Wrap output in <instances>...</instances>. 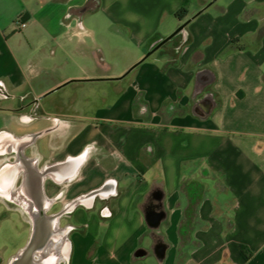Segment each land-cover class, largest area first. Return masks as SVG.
Returning a JSON list of instances; mask_svg holds the SVG:
<instances>
[{
	"label": "crops",
	"instance_id": "obj_1",
	"mask_svg": "<svg viewBox=\"0 0 264 264\" xmlns=\"http://www.w3.org/2000/svg\"><path fill=\"white\" fill-rule=\"evenodd\" d=\"M183 3L0 0V151L25 162L0 192L61 213L57 264H264V0H216L118 78Z\"/></svg>",
	"mask_w": 264,
	"mask_h": 264
},
{
	"label": "flooded vegetation",
	"instance_id": "obj_2",
	"mask_svg": "<svg viewBox=\"0 0 264 264\" xmlns=\"http://www.w3.org/2000/svg\"><path fill=\"white\" fill-rule=\"evenodd\" d=\"M19 148L20 147L16 146V148L12 151H0V159H5L4 162H7L8 159H10L11 161H15L17 167L19 165H23L25 162L21 158V152ZM27 165L28 168H30L31 164ZM21 180L22 175L21 173H19L17 176L14 177V184L19 185L21 183ZM9 184L10 183L7 179H2L0 181V189L5 190L6 188H8ZM7 205H10V208H6ZM20 206H22L20 200H10L6 197L3 192H0V224L3 223L11 215H14L17 219L28 223V225L30 226V238L28 240L27 245L23 247L18 252V254H15L7 260H5L4 257L0 254V264H39L40 262L38 260L37 250L34 251L29 258L27 257V255H20V253L29 244H41L44 236H46L50 232L49 229L51 228L49 227V223L53 220V218H45L44 216L40 215L37 210H34L33 214L23 212L19 209ZM57 243H59V240H57L55 237L54 241L53 239H51L43 250V253L47 256L53 254L54 252L59 254L61 248L60 246H57Z\"/></svg>",
	"mask_w": 264,
	"mask_h": 264
},
{
	"label": "rangeland",
	"instance_id": "obj_3",
	"mask_svg": "<svg viewBox=\"0 0 264 264\" xmlns=\"http://www.w3.org/2000/svg\"><path fill=\"white\" fill-rule=\"evenodd\" d=\"M194 5L191 7V12H193ZM143 57V56H142ZM141 57V58H142ZM140 58V59H141ZM139 59V60H140ZM131 65L130 67H132ZM130 67L128 69H130ZM126 69L121 75L128 71ZM69 87V86H66ZM52 92L50 95H53ZM3 123V118L0 117V124ZM56 219L55 221H57ZM56 224V223H55ZM30 238V226L28 223L20 221L14 215L8 217L3 223L0 224V254L5 260L18 254V252L27 245L28 239ZM39 264H57L59 261V255L55 252L51 255H45L43 250L37 251Z\"/></svg>",
	"mask_w": 264,
	"mask_h": 264
},
{
	"label": "water",
	"instance_id": "obj_4",
	"mask_svg": "<svg viewBox=\"0 0 264 264\" xmlns=\"http://www.w3.org/2000/svg\"><path fill=\"white\" fill-rule=\"evenodd\" d=\"M216 0H212L210 1L205 7H203L201 10H199L196 14H194L191 18L187 19L186 21H184L179 27H177V29H175L170 35H168L167 37H165L164 39H162L157 45H155L152 49H150L145 55L144 57L138 61L137 63H135L132 67H130V69H128V71L126 73H124L122 76L126 75L128 72H130L137 64H139L140 62H142L143 60H145L147 57H149L153 52H155L157 49L161 48L165 43H167L168 41H170L176 34H178L179 32H181L186 25L192 20V18L196 17L197 15H199L201 12H203L206 8H208L213 2H215ZM122 76L118 77L121 78ZM44 213V209L41 207L40 209V214L42 215ZM43 216V215H42ZM61 216L60 214L54 215L52 218L54 219V225L56 223V219H58ZM156 218V217H155ZM156 220V219H155ZM50 227L52 228V226L50 225ZM50 234V233H49ZM48 235V234H47ZM44 236V238L42 239V242L40 245H35V244H29L26 248H24V250L20 253V255H27V257L29 258L32 253L34 251H41L44 250L46 245L48 244V242L51 240V235L48 236Z\"/></svg>",
	"mask_w": 264,
	"mask_h": 264
},
{
	"label": "trees",
	"instance_id": "obj_5",
	"mask_svg": "<svg viewBox=\"0 0 264 264\" xmlns=\"http://www.w3.org/2000/svg\"><path fill=\"white\" fill-rule=\"evenodd\" d=\"M188 14H189L188 0H184L182 6L175 12V16L183 23L186 19H188L187 17ZM179 34H177L176 36H178ZM242 254L246 259L250 257L246 246H242Z\"/></svg>",
	"mask_w": 264,
	"mask_h": 264
},
{
	"label": "built area",
	"instance_id": "obj_6",
	"mask_svg": "<svg viewBox=\"0 0 264 264\" xmlns=\"http://www.w3.org/2000/svg\"><path fill=\"white\" fill-rule=\"evenodd\" d=\"M26 25H27V24H26L25 21H22V22H21V26H22V27H25Z\"/></svg>",
	"mask_w": 264,
	"mask_h": 264
}]
</instances>
